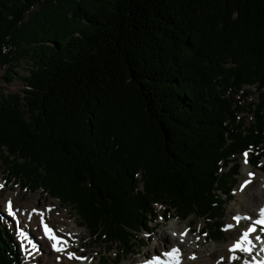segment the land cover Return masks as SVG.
<instances>
[{
  "label": "trees",
  "instance_id": "1",
  "mask_svg": "<svg viewBox=\"0 0 264 264\" xmlns=\"http://www.w3.org/2000/svg\"><path fill=\"white\" fill-rule=\"evenodd\" d=\"M22 60L25 88L0 94L5 178L107 245L134 247L155 205L218 217L245 152L264 174V0H0L5 79ZM2 220L0 264H24Z\"/></svg>",
  "mask_w": 264,
  "mask_h": 264
},
{
  "label": "rangeland",
  "instance_id": "2",
  "mask_svg": "<svg viewBox=\"0 0 264 264\" xmlns=\"http://www.w3.org/2000/svg\"><path fill=\"white\" fill-rule=\"evenodd\" d=\"M28 65L26 60H22L13 65L11 71L8 72L7 79L4 78V69L0 70V94L2 93L5 96L11 93L22 92L25 88L22 78L27 75ZM247 90L255 93L253 88ZM229 97L232 101L240 98L242 101L241 104L244 105L256 102V94H241L238 97L229 94ZM239 119L248 125L252 121V116L249 114H242L239 116ZM251 158L252 156L250 154L247 155V163H245V156L241 154L230 164V166L233 167L231 169L233 170V172L231 171L233 175L229 176L227 179L229 184L223 189L222 196L224 204L221 207V211L218 212V217L211 219V221L193 216H189L185 220L174 218L165 221L162 217L165 208L161 205H155L154 210L156 212V217L146 224V230H142L137 234L135 246L132 248L107 245L95 239L89 234L86 228L82 226L81 220L70 207L62 204L40 189L31 191L23 188L15 180H7L2 167H0V215L6 219L2 220V223L4 226L10 228V232L14 237L13 243L18 247L20 260L24 262V264H60L61 261L64 260H67V264H81V262H89V260H91V264H129L131 262L141 261L142 259L148 260L152 257L151 254L154 252V246L158 245V243L161 245L157 235L165 231L172 222L176 223L180 228H185V226H187L190 230L188 238L191 241H198L200 244L196 250H202L211 245L223 248L226 244H234V242L249 228V223L247 222L250 220H247L246 217L242 220L239 216H234L233 213L227 211L230 207L236 208V194L244 190V188L241 190V187H244L246 181L248 182L246 185H249V180H247V178L250 176L254 177L255 180L254 184L250 185L252 188L257 184V181L264 180V174L249 164ZM244 167H247L252 174L246 175L243 172ZM8 202L12 203L13 216L7 214ZM28 206L32 211L35 209L44 211L49 208L46 221L48 227L51 229L56 228L57 225L52 219L53 213L63 214L66 216L67 220H75V224L77 225L76 228L79 230L80 236H59L62 240L68 241V247H70V250L64 252L62 257L56 256L55 258L52 256L53 252L50 247L52 243L42 239L40 228H38L35 221L36 216L29 215L34 213L29 211ZM234 217L237 219H234ZM254 218L255 216H253V219ZM258 232L260 231L257 230V232L253 233L251 236L255 238ZM172 235L175 236V232H172ZM183 243L186 245L184 240H180V244L177 241L176 246L180 247L183 255H185ZM159 247L163 249L162 246ZM69 252L83 259H69L66 257ZM126 252H129L127 256L124 255ZM155 253L159 252L155 251ZM236 255L240 256V259L231 262L228 260V253H224V264H244V261H248L250 264V262L254 260V257L264 259V251L257 248L252 249L251 256L244 253H237ZM117 258H119L118 262H116ZM187 258H191V255H188ZM144 264H147V262L145 261Z\"/></svg>",
  "mask_w": 264,
  "mask_h": 264
},
{
  "label": "bare ground",
  "instance_id": "3",
  "mask_svg": "<svg viewBox=\"0 0 264 264\" xmlns=\"http://www.w3.org/2000/svg\"><path fill=\"white\" fill-rule=\"evenodd\" d=\"M243 169H244L243 172L246 175L252 174L247 167H244ZM247 180H249V185L245 184L243 187L244 190L236 194V200H237L236 208L230 207L227 210L228 212L233 213L234 216L235 215L239 216V218H241L242 220H244L245 217L253 218V216H255V218H259V210L261 207H264V180L258 179L259 181H257V184L253 186V188L250 185L254 184V181H255L254 177L250 176L249 178H247ZM28 209L29 211H32V209L29 206H28ZM48 209L49 208H47L44 211H42L41 209H38V210L35 209V212L34 211L31 212L34 214H29V215L36 216L35 221L38 225V228H40V234L42 236V239L49 241L50 243H53L46 236L44 229H43V225L41 224V220H43L44 224H47L46 218L48 217V211H49ZM52 219L55 221V223H57L56 228L52 229V231L58 238H60L62 235L69 236V237L71 236L79 237L80 236V232L76 228L77 225L75 224V220H67L65 215L59 214V213L58 214L53 213ZM247 223H249V227L253 226L250 221ZM166 230L162 231L160 234L157 235L161 245H159L158 243V245L154 246L153 248L154 252H152L151 254L152 259L151 258H149L148 260L142 259L141 261L131 262L129 264H144L145 261L147 262V264L149 261H152L153 264H155V261H153L154 257L158 258L159 264H177V261L175 259L170 258L167 255H165V253L170 251L172 248L179 249V264H217V261H219L221 257L224 258V253H228L229 256L231 255V253H229L228 250L233 244H230V243L226 244V246H224L223 248H221L220 246L211 245L210 247L207 246L203 248L202 250H196V248L199 247L200 244L198 241H191L188 238V234L190 233V230L187 228V226H185V228L184 227L180 228L178 227L176 223L172 222L170 223L169 227ZM260 231L262 230L260 229ZM172 232L173 233L175 232V236L172 235ZM182 233H186V234L181 235ZM259 234H261L262 236L259 239L260 244L256 242L257 239H255L254 237L251 236L250 238L252 239L253 248L262 249L264 251V232L259 233ZM180 240H184L186 242V245L184 243L182 244L184 245L185 255H183V252L180 250V247L176 246V242L178 241L180 244ZM61 246L65 248L64 252H68L70 250V247H68L69 246L68 241H65V243H63ZM159 246H162L163 249H160ZM50 247L52 248V244H50ZM51 250L53 252L52 256H54L55 258L56 256L62 257L64 254V252L54 251L53 248ZM155 251H158L159 253H155ZM162 252L163 254H161ZM188 255H191V257L194 256L196 258L195 259L187 258ZM66 261L65 260L61 261L60 264H67ZM256 261H264V259L263 258L259 259V258L254 257V260L251 261L250 264H254ZM81 264H91V260H89V262L83 261L81 262Z\"/></svg>",
  "mask_w": 264,
  "mask_h": 264
},
{
  "label": "snow or ice",
  "instance_id": "4",
  "mask_svg": "<svg viewBox=\"0 0 264 264\" xmlns=\"http://www.w3.org/2000/svg\"><path fill=\"white\" fill-rule=\"evenodd\" d=\"M247 155L248 153L245 152V163H247ZM251 175V174H250ZM248 182L246 181L245 184ZM241 190H243V186L241 187ZM35 212V210H33ZM7 214L9 216H13V206L11 202H8L7 205ZM234 219H237L234 217ZM246 219H249L252 223L253 226H250L246 232H244L240 239H238L230 248H229V253L231 255L228 257L229 261H236L240 259V256L236 255L237 253H244L249 256L252 254V249H253V244H252V239L250 238L253 233L257 232L256 226H262L264 227V207H261L259 210V218L253 219L252 217H246ZM41 224L43 225L44 232L46 236L48 237L49 240H51L52 243V248L56 252H64L65 248H63L61 245L65 243L61 238H58L50 229L47 224H44L43 220H41ZM186 233H182L181 235H184ZM255 239L259 240L260 236L257 234L255 236ZM69 259H83L81 257H76L74 253H67ZM170 258H173L177 261V264H179V249L177 248H172L170 251L165 253ZM196 257H191V259H195ZM153 261H155V264H159L158 258H153ZM148 264H153L152 261H149ZM217 264H224V258L221 257L219 261H217ZM244 264H249L248 261H244ZM255 264H264V261H256Z\"/></svg>",
  "mask_w": 264,
  "mask_h": 264
}]
</instances>
